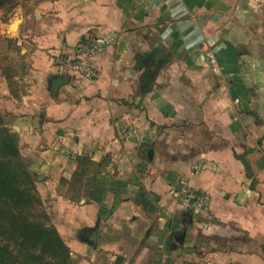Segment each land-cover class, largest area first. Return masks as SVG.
<instances>
[{
  "label": "crops",
  "instance_id": "0c3cea01",
  "mask_svg": "<svg viewBox=\"0 0 264 264\" xmlns=\"http://www.w3.org/2000/svg\"><path fill=\"white\" fill-rule=\"evenodd\" d=\"M89 37L104 44L93 75L63 71ZM1 55L0 113L87 263L100 250L122 264H264V0H43L0 19ZM56 76L68 81L52 96ZM200 161L215 168L192 172ZM181 181L209 195L206 210L177 204Z\"/></svg>",
  "mask_w": 264,
  "mask_h": 264
},
{
  "label": "trees",
  "instance_id": "16d2710c",
  "mask_svg": "<svg viewBox=\"0 0 264 264\" xmlns=\"http://www.w3.org/2000/svg\"><path fill=\"white\" fill-rule=\"evenodd\" d=\"M19 0H0L11 10ZM35 179L21 158L18 136L0 113V264H71L68 246L41 221Z\"/></svg>",
  "mask_w": 264,
  "mask_h": 264
},
{
  "label": "built area",
  "instance_id": "2783aa9c",
  "mask_svg": "<svg viewBox=\"0 0 264 264\" xmlns=\"http://www.w3.org/2000/svg\"><path fill=\"white\" fill-rule=\"evenodd\" d=\"M103 42L97 38H85L79 42L71 54H66L61 60V69L79 74L82 77L93 75L92 59L95 55L102 52ZM205 56L209 66L215 73L220 72V65L211 49L205 51ZM122 137L135 138L137 132L133 129L122 131ZM215 165L211 162L200 161L192 166V172L214 169ZM177 204L184 210L204 211L208 208L210 198L204 191H199L191 187L187 181H181L178 187L169 190Z\"/></svg>",
  "mask_w": 264,
  "mask_h": 264
},
{
  "label": "rangeland",
  "instance_id": "374dc122",
  "mask_svg": "<svg viewBox=\"0 0 264 264\" xmlns=\"http://www.w3.org/2000/svg\"><path fill=\"white\" fill-rule=\"evenodd\" d=\"M40 1H43V0H19L13 9L6 10V11L5 10H0V19L1 20L6 19V17L8 16V14L10 12H12L13 10L15 11L17 9H20L21 11L26 12L27 14L28 13H32L35 10L37 4ZM17 56L18 57H21L20 53ZM7 57L8 56H5V55H1L0 56V68H7L10 65L9 64V59ZM8 128L11 129V130H13L11 127H8ZM21 158L27 164V162L25 161V159L22 156H21ZM34 179H35V177H34ZM36 212H41L43 214L41 216V218H40L43 223H45L47 225H53L55 227V229L57 230L56 226L52 223V219L49 217V215L47 213V210L45 209L43 203L41 202V199H40L39 205H37ZM60 237L62 238L61 235H60ZM87 238H88V236L84 237L83 240H82V242L84 244H86L87 246H89L90 248H96V245H95V247H93L88 242ZM62 240L64 241V243L69 248L71 264H122V262H119L118 260H116L117 258H115L112 261H109L106 256H103L102 254H100V252H101L100 250H99V254L96 255L95 259L93 261L87 263L86 256L76 254L74 251H72L70 249L69 244H71V242L66 241L63 238H62ZM96 244H97V239H96Z\"/></svg>",
  "mask_w": 264,
  "mask_h": 264
},
{
  "label": "water",
  "instance_id": "95a60500",
  "mask_svg": "<svg viewBox=\"0 0 264 264\" xmlns=\"http://www.w3.org/2000/svg\"><path fill=\"white\" fill-rule=\"evenodd\" d=\"M67 81H68V78H64V77H62V76H56V77H54V78L50 81V87H49L50 94H51L52 96H54V95L57 93L59 87H60L62 84L66 83ZM182 238H183V233H180V234H178V235L175 237V239H176L177 241H179V242L182 240ZM96 239H97V227L94 226L93 228H89V235H88L87 240H88V242H89L93 247H95V245H96Z\"/></svg>",
  "mask_w": 264,
  "mask_h": 264
}]
</instances>
